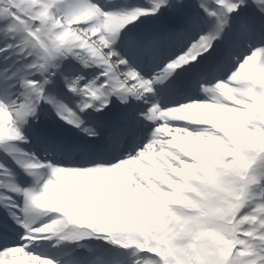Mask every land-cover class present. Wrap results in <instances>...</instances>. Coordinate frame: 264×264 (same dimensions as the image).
<instances>
[{
	"label": "snow or ice",
	"instance_id": "1",
	"mask_svg": "<svg viewBox=\"0 0 264 264\" xmlns=\"http://www.w3.org/2000/svg\"><path fill=\"white\" fill-rule=\"evenodd\" d=\"M108 2L0 0V51L21 62L0 68V152L33 181L0 164V264H56L31 250L54 237L103 238L133 264H264V0ZM42 105L93 144L139 146L42 161L20 145L66 144Z\"/></svg>",
	"mask_w": 264,
	"mask_h": 264
},
{
	"label": "bare ground",
	"instance_id": "2",
	"mask_svg": "<svg viewBox=\"0 0 264 264\" xmlns=\"http://www.w3.org/2000/svg\"><path fill=\"white\" fill-rule=\"evenodd\" d=\"M97 1V0H95ZM144 0H114L115 6H131V5H137L143 3ZM107 4L101 5L102 7L110 8L113 6V4H110L108 1L105 2ZM0 47H3V44L0 43ZM2 60H0V66H20V61L17 53L12 51L11 49L7 51H0V54L3 53ZM184 72H181V79L184 77ZM52 94L56 95L57 99H63L66 103H69L71 106H74L72 104V101L75 99H78V97H73L70 93L67 92V89L63 87V84L61 82L60 86L53 92ZM114 105H110V107H114V110H122L125 106L121 105L119 100H116L115 97H113ZM130 103L136 104L137 102L131 101ZM49 110H52L51 106L49 105H42L40 110V122L44 123L49 128L55 129L62 137L66 138V143H70L71 139H78V137H82L84 142L87 143V145H92V141L95 138L87 137L84 133H82L80 130L74 129L70 132L68 128L65 127L63 124V128H57L55 124L57 122H61L58 117H56L55 112L54 117L49 116ZM91 112V110H89ZM81 116L85 120L86 126H92L95 124L98 117L92 116V115H85L81 113ZM54 120V124L52 121ZM62 123V122H61ZM76 139V140H77ZM36 144H40L38 142L32 141L28 144H22L20 145L22 148L26 149L28 146L33 147V149H38V152L40 154H43L42 148L37 146ZM60 146V145H58ZM56 146L54 149L56 150ZM45 148L53 149L52 145H45ZM84 152H79L76 155V159L74 162H81L83 158ZM0 164L8 165L10 167L11 171L14 174V178L17 183H20L21 181H26L28 179V176L24 174V172L13 162L12 158L5 155L3 152H0ZM33 181L31 180L30 185H32ZM21 184V183H20ZM22 200V198H19ZM4 210L0 208V213H2ZM17 234L18 232H22V230H16L13 231V233ZM78 247V248H77ZM31 250L38 255H44L52 258L56 264H133V261L137 258L134 254L135 251H129V250H123L120 248H117L110 244H89L86 238H83L79 241H58L55 237L51 240H43L34 243L31 246ZM79 251H83L84 257L82 255H78ZM134 254V255H133ZM15 259L21 260L24 262V264H28L27 258L25 257H15Z\"/></svg>",
	"mask_w": 264,
	"mask_h": 264
},
{
	"label": "rangeland",
	"instance_id": "3",
	"mask_svg": "<svg viewBox=\"0 0 264 264\" xmlns=\"http://www.w3.org/2000/svg\"><path fill=\"white\" fill-rule=\"evenodd\" d=\"M88 240L91 241V243H96V242H106V243H111L109 241H106L105 239L103 238H96V237H88L87 238ZM145 255L144 253H142V256Z\"/></svg>",
	"mask_w": 264,
	"mask_h": 264
}]
</instances>
